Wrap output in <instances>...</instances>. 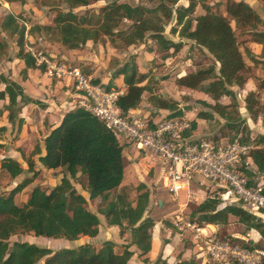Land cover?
<instances>
[{"label":"trees","instance_id":"16d2710c","mask_svg":"<svg viewBox=\"0 0 264 264\" xmlns=\"http://www.w3.org/2000/svg\"><path fill=\"white\" fill-rule=\"evenodd\" d=\"M5 1L25 3V0ZM63 1L67 5V11L57 12L52 20L53 25L35 24L32 28L55 32L61 44L68 49L81 48L88 41L97 43L102 37L108 38L114 46L122 44L129 47L143 43L149 37L155 41L160 51H179L183 46L182 41L174 42L164 34L165 26L173 19L175 24L171 33H178L182 39L192 40L206 49L214 63L177 77L176 83L210 95L215 101L211 108L225 120V127L233 132L228 142L236 140L252 146L249 156L254 168H247L245 165L239 168L247 176L249 185L253 188L260 187L264 193V186L257 179L264 173V134L253 136L246 119L238 112L236 95L232 89L234 86L243 87L246 82L244 73L248 69L232 22L251 42L261 45L259 55H255L248 47H244V53L264 71V23L249 3L243 0H225L224 15L213 9L209 4L211 0H187L186 5L178 4L179 0H151L152 6L104 0L106 4L98 14L77 15L73 12L75 8L87 6L97 0ZM197 7L202 8L204 13L194 16ZM124 20L130 24L121 28ZM24 23L26 20L19 14L7 12L0 19V30L16 38L17 51L14 57L23 61L25 70L38 68L44 71L43 66H36L34 57L26 48L25 37L29 31ZM7 49L8 42L4 37H0V58L6 54ZM119 76L123 78L124 90L117 96L116 105L123 115L137 108L142 102L143 94L148 92V100L153 106L168 111L167 118L184 116V113L177 109L176 101L153 94L147 74L138 70L133 59L116 67L109 82L102 85L107 90L119 89L114 83ZM93 81L100 83L97 78H93ZM1 85L3 88H0V100L7 99L3 109L7 112L8 122L16 124L19 129L23 123V119L18 117L22 106L36 100L26 96L23 87L4 73H0ZM223 96L229 97L231 102L220 103L219 100ZM244 101L248 116L252 120L261 118L264 122V103H260L256 93L248 92ZM197 118L210 119L212 114L201 111ZM190 125V131L194 132L196 121L190 120ZM4 130L5 127H0V132ZM42 145L43 153L38 145L34 149V152L39 154L37 160L25 159L26 169L20 161L12 157L0 159V170L11 179L25 172L31 174L9 190L0 191V264H127L133 255L129 249L131 245L137 248L143 263L157 264L161 260L160 257L155 261L146 257L151 248V230L155 224L150 216H144L149 204V191L144 183H140L136 187L137 196L134 203L128 199V194L122 191L121 183L126 164L124 145L116 133L108 129L104 122L90 111L75 106L65 112L59 124L45 135ZM2 146L0 143V148ZM36 162L46 169L62 170L63 177L60 183L54 186H33L26 203L20 206L15 197L38 176ZM78 175L85 177L83 187L88 193V199H99L96 212L104 216L108 225L119 228L120 237L125 231L129 232V242L126 245L120 249L114 241L106 239L101 241L98 247L83 243L76 247L52 250L27 241L9 242L12 236L28 233L35 237L65 238L70 241L81 236L95 237L99 230V218L87 208L86 198L70 181L76 180ZM118 189L120 191L115 192ZM262 213L263 211L257 214L248 212L238 203L220 205L219 199L213 197L194 205L188 217L204 226L227 225L229 216H233L247 230H256L264 240ZM169 225L166 224L168 227ZM215 236L219 237L218 233H215ZM223 237L250 249L258 247L255 243L250 244L249 240ZM162 264L167 263L162 261ZM174 264H199V261L194 256L182 259L179 254ZM261 264H264V258Z\"/></svg>","mask_w":264,"mask_h":264},{"label":"rangeland","instance_id":"374dc122","mask_svg":"<svg viewBox=\"0 0 264 264\" xmlns=\"http://www.w3.org/2000/svg\"><path fill=\"white\" fill-rule=\"evenodd\" d=\"M117 1L127 2L132 5H153L151 0ZM243 1H248L250 3L251 7L256 10L264 23V0ZM224 3L225 0H211L209 2L213 9H217L220 13L226 15ZM105 4L106 1L97 0L91 2L87 6L77 7L73 10V12L77 15H95L100 12L101 7H103ZM178 4L186 5L187 0H179ZM59 11H67V5L63 0H25V3L23 4L19 1H13L9 3L5 0H0V19L4 13L13 12L15 14H19L26 20V30L29 31V33H26L25 37L27 42L26 48H32L34 51H42L49 57L64 61L73 66H77L83 72L89 74L95 79H99L100 82H104L106 84L109 82L116 67L123 64L125 61L133 59L138 70L147 74L148 84L152 87L154 95L176 101L177 109H180L184 113V117L196 121L197 127L193 132L195 137L208 140H211L215 137V140L220 143H226L229 141V136L233 135V132L225 127V120L216 114L211 108V105H213L215 101L210 97V95L198 89H190L179 86L176 83L177 77L196 71L197 69L206 68L210 64H213L214 60L206 49L196 45L192 40L182 39L180 36H178V33H171V28L175 24L174 19L165 26L164 34L168 39H171L174 42L182 41L183 46L179 51H174L173 49H170L167 52L160 51L157 49L155 41L149 37H147L143 43L129 47H126L122 44H115L116 46H114V44L108 38L102 37L97 43L88 41L81 48L68 49L61 44L55 32H49L46 30L39 31L32 28L35 24L49 26L53 25V17ZM202 13H204L202 8L197 7L194 16ZM129 24L130 23L128 21L124 20L121 24V28H125ZM231 24L236 32L238 41L240 42V49L243 52L244 61L248 67L247 71L244 73L246 82L243 87H232L236 95L238 112L246 119V124L253 133V136L258 133L264 134V122L261 120V118L252 120L248 116L244 101L247 93L254 91L260 103H264V71L261 69L260 65L254 64L244 53V47H248L255 55H259L261 52V46L257 43L251 42L247 35L242 34L240 30L235 27L234 22ZM0 37H4L8 42L7 52L0 58V73H4L11 79L13 78L20 82L26 81L31 77L35 83H39L41 88L43 85V80L46 81V83L50 82L49 84H45L46 90L41 91L43 92L42 95L49 100L45 103V105H49L48 103L51 102L52 107H54V104L58 103L56 98L58 95L56 92H54V88L52 86L56 78L48 76L45 71H42L41 69L36 68L25 70V67L23 68L19 62H15L14 64L13 57L17 51L15 44L16 38L1 30ZM24 70L26 71L25 78L23 77ZM46 77L48 80H46ZM114 83H117L120 87L124 86L121 80H117L116 82L114 80ZM72 86L74 88V85ZM72 86H69V89L72 90ZM0 88H3V85H1ZM40 89L35 88V95H40ZM148 97L149 93L145 92L142 96V102L139 105V109L141 108L149 111H158L159 108L153 106L148 100ZM219 102L222 104H229L231 99L229 97L223 96L220 98ZM75 104L76 103L70 104L69 107H75ZM0 105L1 107L4 106L2 101H0ZM162 110L164 111V109ZM165 111L167 112V110ZM201 111L211 113L212 118L205 120L197 118L198 113ZM49 112L51 113L52 111ZM56 112H58V110H55V114ZM31 114L33 116V113L30 111V115ZM160 114L162 113L160 112ZM51 115L49 114V117ZM47 117L48 116H43L41 118L43 123H45L46 119V121H48ZM28 127L30 128L31 126ZM33 128L34 127L32 126L31 129L25 130V128L22 129L21 126L19 129H17V125L15 124L8 126L4 131H1L0 142L3 146L0 148V158L2 159L5 157H12L22 162V165L25 169L27 168L25 159L33 158L34 160H37L38 154L34 152V149L36 145L39 147L41 146L43 133L40 130L39 133H36L34 130H32ZM126 150L125 153L130 151L129 154L134 156L138 163L132 164L125 157L126 171L121 184L122 191H125L128 194V199L134 203L137 196L136 187L140 183H144L147 190L149 191V204L151 203V208H148V204L144 216L146 215L147 211H149L151 215L147 214V216H150L152 219H154V221L160 220L164 225L169 223V228L171 229L170 236H173L174 233L176 234L175 229L172 226L173 213L179 209L178 202H186V192L181 191L179 193L178 202L173 200L160 181V168H158L157 165L152 164L148 158H140V156H138L139 152L136 149H133V147L128 148V151ZM250 166L252 169L254 168L253 164H250ZM36 169L39 170V174L36 179L31 185L26 187L15 197L16 203L20 206L26 203L29 192L33 186L38 184L44 186H54L60 183V180L63 177L62 170L46 169L38 162H36ZM30 175V173L25 172L23 175L11 179L9 176H7V174L0 170V191L9 190L11 187L21 182L24 177ZM257 179L259 183L264 186V173L259 175ZM70 181L76 190L84 189V176L78 175L76 180L70 179ZM191 187L194 191V195L198 198V203L203 201L209 188L212 190L216 189V186H211L208 183H205L202 187L191 183ZM120 189L116 190L115 192L120 191ZM115 192L112 193L114 194ZM98 201L99 199H94L93 201L88 200L86 203L87 208L91 206L92 209L97 207ZM160 202L161 205L159 204ZM194 205L196 204H190L185 208V214L187 216L194 208ZM213 226L215 233H218L219 237L222 238H224L223 236H230L236 237L240 239V241H246L253 239V235L256 237H259L260 235L259 233L257 234L252 232L254 229L247 230L245 226L239 223L237 218L233 216H229V222L227 225ZM118 229L119 228L117 227L115 232L110 230V233L107 234V237L115 242H118L117 245L121 249L123 245H126V243L129 242V232L125 231L123 236L120 237ZM208 229L209 227L207 230ZM176 235L178 236V234ZM178 237L179 243L172 251L173 256L176 257L179 255L181 247H189L192 250V254H199L197 246L194 244L189 235L186 234L184 236ZM14 241H27L29 243L36 244L37 246L48 247L52 250H56L61 247H76L77 245L83 243L92 244L93 242H96L97 244L99 242L98 240H92L86 236H81L77 240L70 241L65 238L35 237L32 233L10 237L9 242L12 243ZM159 241L158 243L160 245L165 244L166 242L164 238H161ZM255 244L259 248L264 249V240L261 237L257 242H255ZM96 246L98 247V245ZM136 252L137 251L135 250V253ZM196 259H198L199 264H202L203 262L205 264H212L211 262L209 263L208 261L199 258V256H197ZM157 264H162V260H160Z\"/></svg>","mask_w":264,"mask_h":264},{"label":"built area","instance_id":"2783aa9c","mask_svg":"<svg viewBox=\"0 0 264 264\" xmlns=\"http://www.w3.org/2000/svg\"><path fill=\"white\" fill-rule=\"evenodd\" d=\"M27 49L36 66H43L48 76L72 80L80 94L75 105L101 119L123 142L124 149L133 147L140 158H148L160 168V181L173 200L178 202L179 193L186 192V202H178L179 209L173 213L172 226L179 236L191 237L199 258L219 264H261L263 248L250 249L229 238L215 236L214 231L207 230L209 224L201 226L185 214L188 205L198 203L191 183L200 187L208 183L216 189L209 188L204 199L217 197L220 205L238 203L251 213L263 211L264 220V193L260 187H251L239 168L242 165L252 168L249 156L252 146L236 140L220 143L214 138H197L190 131V119L184 116L167 118L168 111L162 109L149 111L137 107L123 115L116 105L122 90H107L79 67L49 57L42 51Z\"/></svg>","mask_w":264,"mask_h":264},{"label":"crops","instance_id":"0c3cea01","mask_svg":"<svg viewBox=\"0 0 264 264\" xmlns=\"http://www.w3.org/2000/svg\"><path fill=\"white\" fill-rule=\"evenodd\" d=\"M246 2L249 3L248 1H246ZM13 62H14V64H15V62H19L20 65L23 66V68L25 67L23 61L15 58V57H13ZM12 80L16 81L17 83H19L23 87V90H24V93L26 94V96L36 100V102H34V103L24 104L21 108V111H20L18 117L23 119V123L21 125L22 129L25 128V130H29L33 126L34 128L32 130H34L36 133H39V130L42 131V133H43L42 139L45 137V135H47L49 133V131L52 128H54L56 125L59 124V122H60L62 116L65 114V112L74 108L73 106L69 107V105L76 103L75 101H77V99L80 96V94L75 90V88H73V86H72L73 83H72L71 79H68V78L56 79L52 86L54 88V92H56L58 95L56 97L58 100L57 101L58 103H55V104L53 103L54 107H52L51 102L48 103L49 105H45V103L48 102L49 100L46 99L45 96L42 95L43 94L42 91L46 90L45 84H49L50 82L46 83V81L43 80V85L41 88L39 83H35V81L31 77L28 78L26 81H21V82L17 81L16 79H13V78H12ZM46 80H48L47 77H46ZM117 80H121L123 82L122 76H119L118 78H116L115 82ZM103 84H106V83L103 82ZM116 85L119 87L120 90H122V91L124 90V86L120 87L117 83H116ZM69 86H72V90L69 89ZM35 88H38V89L41 88L39 90V93H40L39 96L35 95ZM0 101H2L3 104L7 103V99L0 100ZM29 110L33 113V116H32V114L30 115ZM55 110H58V112H56V114H55ZM49 111L53 112V113L51 112L52 115ZM49 114L51 115L50 117H49ZM43 116H48L47 117L48 121H46L47 120L46 119L45 123H43V121L41 119ZM10 125H12V124H10L8 122L7 112L0 105V127H5V129H6V127H8ZM28 126H31V127L29 128ZM41 142H42V140H41ZM40 149H41V153H43L44 150H43L42 144L40 146ZM125 150L126 149H124V151H123L124 158L126 157V159L129 162H131L132 164L138 163L136 161V158L129 154L130 151H128V149H127L126 151H128V152L125 153ZM38 156H39V154H38ZM131 157H133V158H131ZM125 171H126V166H125L124 174H125ZM78 192L80 194H82L84 196V198H86L87 201L89 200L88 199V193L85 189L78 190ZM159 204L161 205V202ZM91 207H88V209L90 211L96 213L98 218H99V230H98V234L95 237H89V238L92 240H98L99 242L97 244H96V242H93L92 244L95 246L96 245L99 246L101 241L109 239V237H107V234L110 233L109 232L110 230L115 232V230L117 229V226L108 225L104 219V216L99 214L98 212H96V207L93 209ZM148 208H151V203L149 204ZM147 214L151 215V213H149V211H147L145 216H147ZM209 230L212 233H213V231L215 232L214 226L209 224ZM118 231H119V229H118ZM170 232H171V229L168 226L164 225L160 220H155V224L151 230V235H152L151 248H150V251L146 254V257H148V259L150 261L156 260V258L160 257L161 260L166 261L167 264H174L176 262L178 255L176 257L173 256L172 251L174 250L175 246H177V244L179 243V237H178L179 235L177 236L176 235L177 233L176 234L174 233L173 236H170ZM252 232H255L258 234V232L256 230L255 231L252 230ZM253 236H254L253 239L249 240L250 244L257 242L259 240V238L261 237L260 235H259V237H256L255 235H253ZM161 238H164V240L166 241L165 244L160 245L158 243V241ZM110 240H112V239H110ZM115 243L118 244V242H115ZM116 249H118V248L116 247ZM129 249L133 252V255L130 257L127 264H145L141 261V258L138 256L139 252L134 245H131ZM135 250L137 251L136 253H135ZM191 252H192L191 248L181 247L179 254H180L182 259H189L190 257H193V256L197 258L198 255L195 253L192 254ZM202 264H205V263L203 262Z\"/></svg>","mask_w":264,"mask_h":264}]
</instances>
